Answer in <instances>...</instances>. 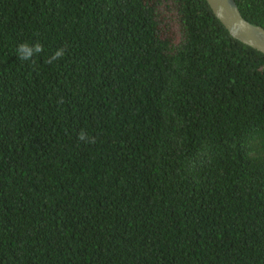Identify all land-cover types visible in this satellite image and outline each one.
Masks as SVG:
<instances>
[{"label": "trees", "instance_id": "trees-1", "mask_svg": "<svg viewBox=\"0 0 264 264\" xmlns=\"http://www.w3.org/2000/svg\"><path fill=\"white\" fill-rule=\"evenodd\" d=\"M0 264H264V54L205 0H0Z\"/></svg>", "mask_w": 264, "mask_h": 264}, {"label": "water", "instance_id": "water-1", "mask_svg": "<svg viewBox=\"0 0 264 264\" xmlns=\"http://www.w3.org/2000/svg\"><path fill=\"white\" fill-rule=\"evenodd\" d=\"M205 2L231 38L264 54V29L244 20L233 0H205Z\"/></svg>", "mask_w": 264, "mask_h": 264}, {"label": "clouds", "instance_id": "clouds-1", "mask_svg": "<svg viewBox=\"0 0 264 264\" xmlns=\"http://www.w3.org/2000/svg\"><path fill=\"white\" fill-rule=\"evenodd\" d=\"M16 51H17L19 59L24 60V61H29L35 55L40 54L43 51V47L39 42L32 44V45L25 42V43L18 45ZM65 51H66V46H62L58 48L57 50L54 51L53 54H51L48 57L46 62L48 64H52L58 59L63 58ZM77 138L78 140L83 141V142H92L90 138L88 137V135L83 130L78 134Z\"/></svg>", "mask_w": 264, "mask_h": 264}]
</instances>
